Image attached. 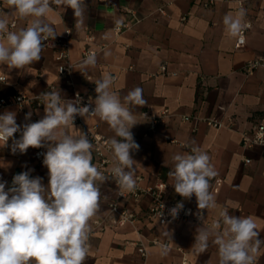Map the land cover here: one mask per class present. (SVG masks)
Listing matches in <instances>:
<instances>
[{"label": "crops", "instance_id": "0c3cea01", "mask_svg": "<svg viewBox=\"0 0 264 264\" xmlns=\"http://www.w3.org/2000/svg\"><path fill=\"white\" fill-rule=\"evenodd\" d=\"M215 1L214 6L204 8L197 0H86L87 11L79 28L71 8L65 10L53 4V11L46 19L54 26L57 36H63L67 29L72 31L71 61L79 63L83 51L91 48L98 51L95 67H89L85 76L76 67L73 85L69 86L58 76L57 52L43 50L41 59L24 69L0 65V78L5 77V81H0V97L15 93L40 95L53 84L66 100H72L75 92L87 94L94 100L97 95L94 81L106 74L113 77L111 90L122 102L129 91L142 88L147 104L132 106L137 124L131 129L135 142L140 145L132 156L137 162L135 177L143 178L141 185L153 186L163 181L167 184V201L178 200L197 212L195 196L190 200L180 197L167 173L173 166L174 155L190 152L191 146H198L208 153L217 172L210 180L217 207L204 210V220H219L220 211L231 201L235 207H229V215L253 217L259 238L264 239V148L242 147V133H251L257 125H264V70L259 69L253 76L244 72L248 61L264 57V0H245L244 22L251 21L253 27L243 49L236 48L237 38L228 36L223 24L225 14L235 15L238 6L225 0ZM161 8L165 14L160 12ZM4 11L8 10L0 0V15ZM30 19L10 17L9 24L16 20L17 30L27 27ZM120 20L122 23L118 24ZM125 25L129 28L124 29ZM118 28L123 29L118 32ZM89 36L92 42L88 41ZM105 51L111 55L105 57ZM164 64L177 75H162L160 70ZM6 110L16 113L20 125L36 122L44 116V107L37 110L27 107L25 112L8 107L0 110V114ZM30 111L31 120L25 121V114ZM165 111L168 115L151 130L150 118L157 119ZM183 116L215 118L225 123L232 120L233 128L215 129L205 123H199L196 128L193 121H183ZM87 121L89 124L98 121L100 132L109 139L114 135L99 117ZM74 127L84 132L80 125L74 124ZM66 131L73 134L74 129ZM35 150L29 148L25 154L13 155L10 147L0 148V178L8 182L7 186H11L15 174L29 169L33 170V177L40 176L44 184L48 183V170L36 162ZM246 159L251 163L246 164ZM92 163L95 165L93 154ZM100 189L101 208L92 220L115 219L108 210L116 196L115 182L109 178ZM149 201L146 197L130 207L144 212ZM201 226L211 228L192 221L166 225L146 221L141 226L145 239L166 243L170 249L169 254L162 257L159 245L148 243L146 259L134 245L138 236L133 227L94 232L89 235L90 252L84 264H183L184 258L189 264H219L218 247L211 243V238L204 253L192 247L196 229ZM165 230L172 233V241L163 237ZM257 264H264V245Z\"/></svg>", "mask_w": 264, "mask_h": 264}, {"label": "clouds", "instance_id": "9594fccd", "mask_svg": "<svg viewBox=\"0 0 264 264\" xmlns=\"http://www.w3.org/2000/svg\"><path fill=\"white\" fill-rule=\"evenodd\" d=\"M8 11L0 15V65L9 69H24L38 62L49 39L57 36L54 26L47 21L52 5L71 8L79 28L87 11L86 0H3ZM246 9L242 6L233 15L225 14L223 24L228 36L243 43ZM30 19L27 27L9 31V18ZM122 23V20L117 21ZM105 57L111 55L105 51ZM96 53L90 52L79 64L84 76L89 67H95ZM62 71V69H61ZM113 77L106 74L94 81L95 99L89 98L81 106L77 93L74 100H66L60 90L42 92L44 116L36 122L17 124L16 113L0 114V148L10 147L13 155L25 154L29 148H46L43 166L48 170V183L40 176L33 177L32 169L15 174L8 182L0 178V264H84L90 252V221L101 208L100 185L109 177L92 163L93 143L88 134L77 130V116H97L106 122L114 135L108 140L112 153V177L119 192L136 189L135 165L132 153L139 150L131 129L137 124L132 106H144L143 89L136 87L123 97L112 91ZM94 104V107L92 105ZM32 112L25 114L30 121ZM74 129L73 134L66 130ZM19 133V138L15 134ZM9 140L11 145L9 146ZM195 145V142H192ZM173 166L167 175L175 192L184 199L196 198L197 217L204 222L203 210L217 207L210 191V180L217 175L207 152L191 146L190 152L172 157ZM7 186V187H6ZM182 202L169 210L176 219L183 209ZM227 202L220 211L222 220L211 228L196 229L193 249L204 253L209 241L218 247L219 264H257L264 239H260L257 223L251 216L229 215ZM163 212L160 213V217ZM163 237L172 241V233L163 231ZM170 249L159 245V254L165 257Z\"/></svg>", "mask_w": 264, "mask_h": 264}, {"label": "built area", "instance_id": "2783aa9c", "mask_svg": "<svg viewBox=\"0 0 264 264\" xmlns=\"http://www.w3.org/2000/svg\"><path fill=\"white\" fill-rule=\"evenodd\" d=\"M200 5L204 8H210L215 5V0H197ZM229 3H234L240 8L241 6L244 8L245 0H225ZM160 12L165 14L166 11L164 8L160 9ZM185 19V18H183ZM248 25L243 31V43L239 41L237 38L236 48L243 49L246 46L247 42V34L252 29L253 24L251 21L247 20L244 22ZM17 21L14 20L9 24V31H14L17 27ZM124 29H128L127 25L123 26ZM123 28H118L117 31L121 32ZM72 36V31L67 29L63 36H56L54 40L49 39L45 41L46 44L44 50L51 49L57 52L56 60L59 65L58 76L61 80L65 81L67 85H73V75L74 70L78 66V64L87 57L90 52L98 54V51L95 49L87 48L82 53V58L79 63H73L71 61L70 56V39ZM4 39V35L0 34V40ZM88 41L92 42L93 38L91 36L88 37ZM62 69V71H61ZM259 69L264 70V57H259L257 59H253L248 61L244 66V72L248 76H253ZM161 74L162 75H170L176 76L177 73L170 72L166 64L161 66ZM0 81H5V77H1ZM56 90L55 85H51L47 92ZM77 93L81 97V106L87 105L89 103V98H91L87 94H83L80 92H75L72 100H74L77 96ZM92 99V98H91ZM93 100V99H92ZM8 107H17L21 112H25L27 107L33 108L34 110L41 109L44 107L42 104V100L40 95H27L21 93H15L9 96H1L0 97V110L8 108ZM94 107V104L92 105ZM168 111L163 112L162 116L155 119H151L150 129L154 130L156 124L163 120L165 116L168 115ZM144 117H147L146 113H143ZM98 118L97 116H89L87 119L95 120ZM87 119L84 117L77 116L74 124L80 125L86 134H88L90 141L93 143L94 148L92 151L93 159L95 165L98 170L102 171L106 176L110 179H113L111 174L112 167V153L108 146L109 138L103 135L100 132V123L95 121L93 124H89ZM183 121H193L195 127L197 128L199 123H205L208 127L215 129L229 128L232 129V120H229L228 123L219 121L215 118H203L199 116H183ZM19 134V133H18ZM255 146H261L264 148V125H257L253 132L242 133V147L244 149L254 148ZM46 151V148H39L35 150L34 156L35 160L39 165H43V153ZM246 164H250L251 160H244ZM136 180V189L132 192H123L122 194L119 192L117 185L116 186V196L113 200L110 201L108 210L109 214L115 216V219L110 220L106 217L95 218L90 222L91 232H104L107 229L117 230L119 228L125 226H131L135 229L138 240L134 245L136 246L138 253L142 258L146 259L148 255V243L152 245H160L161 242L157 240L147 241L143 236L141 226L146 221L149 222H157L160 225H166L170 222L173 223H186L189 221L194 222L198 225H206L211 227L213 223L217 221H221V217L217 221H205L202 222L198 219L196 213L191 207L185 206L179 212V215L176 219H173L168 213L171 208L176 206V204L180 201H167L165 198L167 184L163 181H159L153 186L143 187L142 181L143 178L140 176L135 177ZM115 182V181H114ZM149 198V206L147 210L144 212H137L130 207L131 204H139L144 198ZM163 212V216L160 217V213ZM203 216L205 217V211L203 210ZM89 234V235H90ZM183 264H189L187 258H184Z\"/></svg>", "mask_w": 264, "mask_h": 264}]
</instances>
